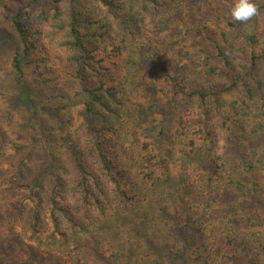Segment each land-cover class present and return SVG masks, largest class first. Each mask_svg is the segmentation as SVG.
Returning a JSON list of instances; mask_svg holds the SVG:
<instances>
[{"label": "trees", "instance_id": "obj_1", "mask_svg": "<svg viewBox=\"0 0 264 264\" xmlns=\"http://www.w3.org/2000/svg\"><path fill=\"white\" fill-rule=\"evenodd\" d=\"M12 1L6 20L20 50L11 58L15 94L4 104L0 162L3 190L22 192L17 209L32 204L22 225L36 241L27 264H95L84 248L96 219L109 222L115 241L120 232L129 238L100 257L106 264H122L123 253L141 259L135 264H187L188 254L204 264H264L259 15L233 20V0ZM254 2L264 16V0ZM146 25L175 28L173 45L201 37L203 46L183 48L178 61L187 65L172 71L154 64L148 47L127 48L124 36ZM87 38L96 45L87 49ZM31 64L34 87L24 70ZM134 91L143 100L130 104ZM143 130L153 135L139 139ZM175 237L180 253L169 247ZM100 238L93 234L105 250Z\"/></svg>", "mask_w": 264, "mask_h": 264}, {"label": "rangeland", "instance_id": "obj_2", "mask_svg": "<svg viewBox=\"0 0 264 264\" xmlns=\"http://www.w3.org/2000/svg\"><path fill=\"white\" fill-rule=\"evenodd\" d=\"M42 1H39L37 4L41 5ZM5 3L11 11L15 9V7L17 6L12 0H3V2L1 3V6L3 8H0V10L3 12L4 17H5V18L2 17L0 14V129L1 130L4 128L5 123H6L5 121L6 116L4 114V104L10 101L11 97L15 94V88L13 86V75L11 73V69H12L11 68V58L14 52L20 50V43H19L18 37L16 36L12 26L6 20L8 15L6 13ZM251 22H254V19L249 21V23ZM256 22H257L258 30L264 33V16L259 15L256 18ZM120 33L121 32L119 30L116 33V36H117L116 41L118 42H120V39L122 37ZM176 37L177 36H176L175 28L173 30L170 28L168 30L164 29L163 32H156L154 30V27L152 29L148 25L142 27V30L140 31V33L135 34L134 37L124 36L126 40L125 44L127 45V48L136 51L137 46L140 43L143 46L149 48L148 50H149V53H152V56H153L152 61L154 64L156 65L160 64L164 66L165 68L171 69L172 71H175V70L180 71V69L183 66L187 65V63L184 62V60L178 61V55L181 53L180 51H182V49L185 47L197 49L203 46V42H202L203 39L201 37L200 39L191 38V39H187L184 41L181 40L179 44L177 43L173 45L172 43L176 39ZM199 40H202V41H199ZM95 45H96L95 40L92 38H87V40L85 41V47L87 49H90L94 47ZM243 57L245 58V55H243ZM33 68H35V64L24 66V70L29 75L28 77L29 84H31L34 87L37 81L35 79L33 80L32 75H31ZM257 69L260 73L261 78L264 79V63H259L257 65ZM154 74L155 72L151 70L146 75L153 76ZM47 90L48 92H50V86H47ZM55 94L56 93H53L54 96ZM127 99L130 104L140 102L141 100H143L142 96L141 98L138 97L135 91L132 94L129 93V95L127 96ZM49 106H52V104L48 103L47 107ZM48 111L53 112L52 109H49ZM16 113H17V110H16ZM44 115H45L44 116L45 121L51 119L48 113ZM122 117L124 118V111H123ZM152 135H153L152 132L148 130L146 131L143 130L139 132L138 137L139 139H142V138L144 139L146 136H152ZM10 146L11 145L9 144L8 148H10ZM8 148L6 149L8 150ZM55 151H56L55 155L61 152V150L59 149ZM55 161H59V160L56 159ZM37 162L39 161L36 160V163H32V164H37ZM0 163H1L0 170H1V176H2L1 178L3 179V182L0 181V189H1L0 218L2 219V221L0 222V264H27V262L30 260L25 250L28 249L30 251L29 246H35L36 241L27 238L23 234L24 228L22 225L25 224L26 221L29 219V213L32 210L30 209V207L32 206V204L28 209H24V208H22L21 210L17 209V206H19L18 200L21 198L20 196L22 192L19 186H17L13 191H10V192L3 190V189H9L4 179V177L6 178L7 176L8 170L6 169V166L2 165L3 164L2 162ZM19 174L23 176L24 178L23 182H29L31 178L30 172H25V170H23ZM42 181L43 183H45L48 181V178H44ZM17 182H18L17 185H19L18 180ZM27 213H28V216H27ZM118 219L119 221L117 220V222L120 225L121 223L120 216H118ZM102 222L103 221H99V219L94 220L95 226L91 227L93 230L92 235L90 237L85 238L86 247L84 249L86 250L88 254L89 261L92 260L93 262H95V264H106L104 263L103 259H101L100 257H102L106 251L109 254L112 251V249H114L115 247H118V246H119L118 248L122 246L125 247V243L127 244L126 240L129 239L127 238L126 234L120 232V235H121L120 237H123V238L119 240V242L115 241L111 237V232H109L110 229L104 228L109 225V222L108 221L103 222V223ZM93 234L95 238L101 235L102 238H100L101 240H99V242L103 243L102 245L105 247V250L97 249V245H100V243H98L96 239H93ZM169 242H170L169 247L171 248V250L173 252L180 253V249L182 245L179 242V240L175 237L173 238V240L171 238ZM128 245L132 247L130 243H128ZM157 245H158V242L156 244L153 243L152 246L156 250L155 257L159 258L160 255L157 250ZM162 248L165 250L164 247ZM131 253H133L134 255L135 253H138V250L133 248ZM122 256L123 258L120 259V261H122L121 262L122 264H135L136 262H139V263L141 262L140 258L136 262H133L135 261V259H137V257L128 258L125 253H123ZM186 256L188 257V260H189L187 264H204V262H202L201 260L197 259L198 260L197 261L196 257H193L192 254H188ZM150 257L152 258L153 255ZM177 258L178 259H175V258L173 260L170 259V264H185L184 261H182L181 257H177ZM233 264H246V263L242 261L240 262L236 261Z\"/></svg>", "mask_w": 264, "mask_h": 264}, {"label": "clouds", "instance_id": "obj_3", "mask_svg": "<svg viewBox=\"0 0 264 264\" xmlns=\"http://www.w3.org/2000/svg\"><path fill=\"white\" fill-rule=\"evenodd\" d=\"M229 14L233 20L247 23L261 13L254 0H233Z\"/></svg>", "mask_w": 264, "mask_h": 264}]
</instances>
